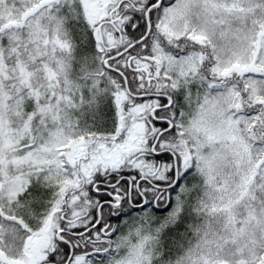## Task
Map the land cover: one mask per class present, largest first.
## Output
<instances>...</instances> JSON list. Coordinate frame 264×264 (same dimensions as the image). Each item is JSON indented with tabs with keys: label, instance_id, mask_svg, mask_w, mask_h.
<instances>
[{
	"label": "snow or ice",
	"instance_id": "obj_1",
	"mask_svg": "<svg viewBox=\"0 0 264 264\" xmlns=\"http://www.w3.org/2000/svg\"><path fill=\"white\" fill-rule=\"evenodd\" d=\"M0 264H264V0H0Z\"/></svg>",
	"mask_w": 264,
	"mask_h": 264
}]
</instances>
